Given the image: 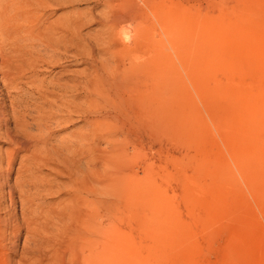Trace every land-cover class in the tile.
<instances>
[{
    "label": "rangeland",
    "instance_id": "1",
    "mask_svg": "<svg viewBox=\"0 0 264 264\" xmlns=\"http://www.w3.org/2000/svg\"><path fill=\"white\" fill-rule=\"evenodd\" d=\"M72 1L43 10L37 0H0V264H75L69 212L80 222L92 215L93 264H264V0H152L159 16L172 14L183 33L208 42L195 77L185 50L174 54L137 1L139 28L150 27L142 45L163 40L174 78L161 80L154 122L118 125L98 142L104 153L125 150L121 169L143 189L94 190L91 211V190H72L64 173L83 144L76 134L89 127L83 114L60 118L74 98L69 111H85L86 94L59 88L89 73L103 7ZM68 19L82 22L83 53L54 32Z\"/></svg>",
    "mask_w": 264,
    "mask_h": 264
},
{
    "label": "bare ground",
    "instance_id": "2",
    "mask_svg": "<svg viewBox=\"0 0 264 264\" xmlns=\"http://www.w3.org/2000/svg\"><path fill=\"white\" fill-rule=\"evenodd\" d=\"M37 1H39L38 6L43 10L57 5L60 6L66 2L69 4H74L75 2L74 0V2L72 1L73 3H70L71 0ZM84 1H90L96 6L103 7L101 14L93 17L94 23L100 26L102 32L98 39H95L96 53L91 51L87 58L89 73L86 75L82 74L81 83L76 82L73 86L60 85L59 90L64 93H76L77 95L80 93L86 94L81 100L85 105V111L82 112L79 109L69 111L73 106H78L75 103L76 98H74L63 105L65 115L60 116V118L63 119V122H67L68 113L83 114L85 116V124L89 127L87 133L76 134L83 144L79 147V154L74 151L70 152L71 157L67 161L68 163L72 162L71 167L73 169L68 172L64 171V173H66L72 183V190H91V193L87 196V209L91 211L94 207V190L143 189V181L141 179L121 169V160L125 150L121 147L111 146L110 151L104 153L105 151L99 150L98 142L111 140L116 135V132H121V130H118V125H138L150 121L154 122L158 112L156 104L159 98L161 80L165 78L163 76H166L167 80L174 78L173 55L168 54V51L167 53L165 52L168 49L164 50L165 48H162L163 40L161 45L156 40L150 46L142 45V42H146L144 37L146 38L147 33L150 32V27L143 24L145 28H139V20L142 19L145 11L137 1L146 5L148 13L153 16L157 25H162L169 42L168 45L171 44L169 46L170 48L172 47L174 54L178 50L180 52L182 50V53L179 52L181 55L184 52L183 50H185L187 53L186 55L184 52L187 56L186 61L192 65L190 69L193 75L196 72L204 74V68L208 64L206 57L209 44L201 37L195 39L188 29L183 33V30L179 28V25L173 19L172 14L168 13L166 16H159L160 13L155 8L156 6L154 7V1L152 0ZM145 16L149 18L147 13ZM66 21L54 24V26L58 27L54 32L64 34L62 38L64 43L60 44L66 45V47L69 45V48L74 46L80 53H83V48L75 41V37L82 27V22L77 19H68ZM126 22L135 24L134 29L130 27L131 25L129 26L132 30L131 32L119 26ZM118 26L122 30H118ZM33 28L34 26L32 27V33L38 32L39 28H36V26ZM193 35L196 36L197 34ZM45 38L49 39L50 37L45 36ZM146 43L149 44V42ZM181 56L184 58L183 55ZM139 111L142 113L140 114ZM60 112L62 113V110ZM69 146L70 148L74 147L72 144H69ZM60 154L61 151L57 150L52 155L58 157ZM84 155L87 161L80 168L78 166L80 164V156ZM97 159L102 162V164L100 163L101 169L95 168ZM112 160L116 164H113ZM77 172L83 173L82 176L77 178L75 175ZM76 196L77 194H72L71 199ZM69 216L73 218L71 219L70 234L72 238L75 236L77 242H80V245L76 244V247L79 248L74 247L76 250V252L74 250L76 253L75 257H77L76 261L75 259L74 261L77 263V259L81 256L88 264H93L100 255L97 254L96 247H94L92 215L86 216L81 222L78 220L77 214L74 216L73 214L70 215L69 212ZM70 240L72 241L71 238ZM108 263V260H102V264Z\"/></svg>",
    "mask_w": 264,
    "mask_h": 264
}]
</instances>
